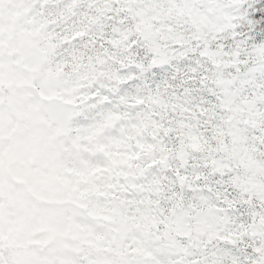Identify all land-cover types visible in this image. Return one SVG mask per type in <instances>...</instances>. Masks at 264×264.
Segmentation results:
<instances>
[{
    "label": "snow or ice",
    "instance_id": "1",
    "mask_svg": "<svg viewBox=\"0 0 264 264\" xmlns=\"http://www.w3.org/2000/svg\"><path fill=\"white\" fill-rule=\"evenodd\" d=\"M0 264H264V0H0Z\"/></svg>",
    "mask_w": 264,
    "mask_h": 264
}]
</instances>
